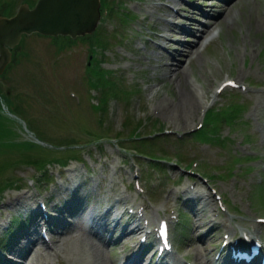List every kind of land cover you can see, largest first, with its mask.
I'll list each match as a JSON object with an SVG mask.
<instances>
[{"label": "rangeland", "instance_id": "rangeland-1", "mask_svg": "<svg viewBox=\"0 0 264 264\" xmlns=\"http://www.w3.org/2000/svg\"><path fill=\"white\" fill-rule=\"evenodd\" d=\"M3 1L7 2L8 0ZM124 1L128 9L134 13L133 17L126 13L127 9L122 6L119 9L121 12L113 13L114 19H110V15L107 20L101 23L104 28L106 27L105 31H108L106 36L112 42L110 44L104 41L101 43V49H108L102 66L111 70L109 77L118 82L117 87L120 91L117 97L111 95V101L108 95L101 91L109 85H101L95 81L97 76L98 78L102 77L106 72L98 68L97 70L87 69L90 56L88 38L72 39L63 35L49 36V38L36 32L23 36L18 51L20 62L15 66L12 65L8 69L9 73L6 77L1 78L6 79L7 83L0 82V84L4 90L10 91L13 97L19 94L23 96L21 103L28 113L15 112L24 117L32 125L34 131L32 130L33 133L26 131L13 119L0 114V174H3L1 182L9 181L11 172L17 168L20 159L28 156L27 154L39 155L40 148L43 156L50 157L53 154L50 150L45 149L49 146L47 144L37 147L24 140L35 141L37 140L34 138L36 135L51 142L79 137L81 145L77 148L83 150V156L88 165H83L74 158L65 165H63L62 158L53 162L49 161L44 167L53 184L43 193L49 196V205L53 208L57 205L56 208L62 210L64 206L65 213L62 211V216L65 219L80 221L79 214L82 208L80 204L82 200H85L86 194L82 193L84 191H80V196L72 197L74 192L79 189L89 191L88 181L92 182L97 176L101 177L102 191L105 193H107L112 179L118 181L112 193L120 190L121 182L128 180L131 166L129 167V163H125L124 159L127 156L132 162L134 161L135 155L130 152L138 142L133 140L135 137L119 140L116 134L120 133L123 136L130 134L124 128L125 121L129 119L132 121V125L135 123L143 125L141 131L143 134L149 135L157 131L149 138H153L155 135L156 137L161 136L159 141L151 139V142L157 143V145L153 143L154 147L161 146L163 156L166 155L168 159L175 150L172 142L186 141L182 152L186 159L187 157L190 160L197 159L199 165L194 168L195 174L185 171L182 161L179 164H176L175 160L166 161L167 169L161 170L150 165L151 159L147 157H141V170L135 167L132 169V173L141 174L139 171L143 172L144 169L148 181L155 180L156 184H159L158 188L152 190L153 186H151L147 190L153 192L150 194L155 196L154 198L158 200L159 204H164L166 209L175 207V201L171 197L167 199L165 195L162 198V192L176 191L178 194L184 187L191 188L193 192L203 183L208 188L209 186L215 187L229 204L226 209H221L220 201L214 200L215 203H213L211 198L206 200L214 205L216 213L219 212L220 216L224 215L218 219L223 228H218L219 231L208 238L211 243H218L221 240V234H224L226 225L229 224L227 218L230 213H236V217L244 220L264 214V205L260 194L258 195L260 183H262L259 181L264 171H259V167L264 166V161L256 158V155H264L262 138L264 129V0H239L229 9L228 16L225 15L220 21L221 35L203 51L200 57L193 59L185 78L194 85L198 93L199 90L200 94L205 90L207 97L203 98L204 103L191 113V119L187 122L177 117L176 112L168 108L171 103L174 107L175 102L179 99L180 90L183 88L176 74L173 76L170 74L172 73L171 69H176L181 63L188 69L187 65L189 64L184 62L193 54L191 48L184 51L181 49L180 52L175 53L174 57L171 53L175 52L176 48L182 47L177 42L185 38V35L180 34L181 36H179L177 33L181 30L177 23L185 21L188 27H192L191 21L194 20L192 12H196L198 9L186 5L185 0ZM180 2L186 8L174 11L168 7L170 4H175L179 8ZM205 3L207 5H202L203 8L205 7L211 12L217 13L223 9V5L216 7L209 6L208 1ZM237 11H239V15L234 18L233 14H236ZM3 13H5V9H0V14ZM202 18L207 20L205 17ZM120 25L123 26L120 27ZM115 29L116 31H114ZM152 29L157 31L154 33ZM116 32H122L129 38H116L114 36ZM164 34L168 35V38L163 37ZM150 37H153L154 41ZM158 44H164L168 49L158 46ZM186 46H188L187 43H184L183 48H187ZM100 55H103V51L100 52ZM172 62H177V64ZM96 64L99 62L96 61ZM228 73L240 83L248 84L247 81H251L258 85L249 86V92L246 93H242L239 89L234 90V94L227 91L224 95L216 96L215 88L225 80ZM179 75L181 76V73ZM3 89L0 88V94L6 93ZM109 91L110 88L106 92ZM71 93L77 96L78 102L73 100ZM101 100L110 102L107 114L96 112L98 107L95 106V103L101 102ZM214 100H217L216 106L236 102L242 103L246 107L240 113L237 122H232L231 126L227 123L223 124L220 133L221 137L225 138V143L222 144L218 142L205 143L190 131L200 123L203 108H207ZM7 101L9 103V100ZM165 104L167 107H164ZM23 111L25 110L23 109ZM100 115L107 117L106 123L112 127L108 132L111 138L104 137L98 143L87 142L83 129L85 125L92 124L93 130L102 131L101 125L98 123ZM161 126L164 128L162 131L166 129L162 133L158 130L161 129ZM131 128L132 126L130 131H132ZM245 135L251 139L250 145L245 143ZM117 140L121 143L119 144ZM120 145L126 146L130 151L123 148L120 153L118 147ZM101 146L103 147L101 148ZM153 149L155 151L159 148ZM55 154L57 155V153ZM80 154L82 155V151ZM233 155L236 157L252 155L253 158L236 160L237 158ZM29 157L35 158L33 155H29ZM214 166L218 168L216 171L213 169ZM231 166L236 168L237 173L234 175L229 174ZM23 169L18 171L20 176L18 184L0 194V227H2L1 221L3 220L1 215L5 211L25 216L26 211H22V207L25 208L24 203L29 204L30 201H33L35 202L33 207L39 205L37 199L35 200L36 196H32L35 189L32 187L30 179L35 176L32 173H36L37 170L33 169V165ZM200 171L209 175V178L206 179L207 183L197 173ZM213 174L216 176H212ZM88 175L89 180L87 179ZM262 177H264V173ZM80 179L81 182L78 184ZM19 183H23L24 187L18 189ZM200 194H204V191L200 190ZM187 195L183 194V197ZM19 197L24 203L19 202ZM137 202L141 203L143 200L139 198ZM195 205H192V209L186 206L187 212L191 214L184 215L179 232L181 241L179 240V243L177 241V244L183 253H190L196 257L194 250L202 245L197 243L199 241L197 235L201 229L197 227V224L206 227L207 222L199 221L202 209ZM193 220L194 222L191 224ZM76 229V233L81 234L86 242L93 241L94 230L85 231L82 227ZM65 231H69L68 228ZM55 233L54 237L63 248L64 256L70 255V249H66L68 246L64 244V240L59 233ZM104 234L106 235V230ZM139 235L140 233L137 232L131 236L130 241L137 242ZM116 240L117 238H114L112 243L103 246L106 261L110 262L111 259L116 258L113 256L114 253H109ZM22 243L28 245L26 240ZM123 243L124 240L121 242L120 248ZM204 250L205 248L201 249V251ZM208 252L207 249L206 253ZM9 256H13L12 253ZM61 262L66 264L63 263L64 260ZM8 264L11 263L8 262Z\"/></svg>", "mask_w": 264, "mask_h": 264}, {"label": "water", "instance_id": "water-1", "mask_svg": "<svg viewBox=\"0 0 264 264\" xmlns=\"http://www.w3.org/2000/svg\"><path fill=\"white\" fill-rule=\"evenodd\" d=\"M100 5L101 0H39L33 9L25 5L15 17L0 18V72L9 61V48L23 32L73 37L93 32L101 17Z\"/></svg>", "mask_w": 264, "mask_h": 264}, {"label": "bare ground", "instance_id": "bare-ground-1", "mask_svg": "<svg viewBox=\"0 0 264 264\" xmlns=\"http://www.w3.org/2000/svg\"><path fill=\"white\" fill-rule=\"evenodd\" d=\"M230 5H227L225 8V13L228 11ZM213 24H218V19L213 20ZM182 32H191V30L182 27ZM188 69H186V66L179 65L176 69H171L172 73L170 74L173 76L176 74L178 77V81L182 83L183 88L180 90L179 93V99L175 102L174 107H172V103L168 106L169 109H172L174 112H176L177 117H180L183 119V121H189L191 119V113L195 112L197 107L202 104L201 96L198 94L196 88L192 83L188 81L186 77V74L188 73L189 66H187ZM181 73V76L179 75ZM208 92V91H207ZM164 107H167L166 104ZM165 114H167L165 112ZM169 115V114H168ZM111 180V185H112ZM95 183L98 184L99 181L97 177L95 178ZM202 188V187H201ZM118 202V199L115 200V202L110 203V205H115V203ZM140 205V204H138ZM210 207H214V205L209 204ZM208 206V207H209ZM154 218V219H153ZM155 216L152 217V223H155ZM234 219L235 217H231V219ZM160 221V220H159ZM138 228L134 229L135 231H145V225H142L141 222H137L136 224ZM63 228H68L69 231H61L60 237L64 240V244L68 246V248H65L67 250L70 249V255L66 257V261L68 264H110L105 260V254L103 246L111 243L112 241L110 238H108L107 235L103 232L104 224L101 226V228L98 230L96 229L93 233V241L88 243L86 240L83 239L82 235L79 233H76L75 230H77V222L76 221H66L63 226ZM149 226L148 228H150ZM15 243L12 244V247H14ZM44 246L46 247V252L43 251H37L35 253L34 259L38 260L43 255H49V254H55V250L61 251L62 247H60V243L56 240L54 243V246L45 243ZM204 247V245H202ZM200 248V245H199ZM244 261V260H242ZM30 264V263H27ZM209 264H212L209 262Z\"/></svg>", "mask_w": 264, "mask_h": 264}]
</instances>
